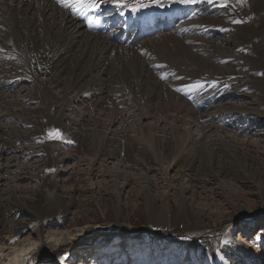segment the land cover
Wrapping results in <instances>:
<instances>
[{
	"label": "bare ground",
	"instance_id": "1",
	"mask_svg": "<svg viewBox=\"0 0 264 264\" xmlns=\"http://www.w3.org/2000/svg\"><path fill=\"white\" fill-rule=\"evenodd\" d=\"M121 11L127 13V9H116L110 3L96 10L81 7L74 0L66 3L0 0V49H3L0 51V190H5L0 194L9 193L18 198L19 193L27 192L29 185L26 186L23 179L28 176L33 182L40 179L50 199L62 198L55 186L50 188L61 179L57 177L61 171L54 172L46 180V173L38 174L32 170L38 161L25 163L20 155L9 157L8 153L6 156L7 147L4 149L5 143H10L5 141L9 135L17 140L20 135L28 138L19 134L22 132L20 127L37 126L31 118H23L35 114L36 108L30 104L40 99L46 104L45 107L42 105L41 113L47 119V126L64 125L67 145L48 140L39 144L42 138L33 139L36 142L33 147L40 148L42 153L50 152L55 164L70 168V162L76 159L73 148L89 144L94 153L92 185L103 184L113 190L119 199L118 206L124 188L135 184L132 190L144 194L150 211L159 204L172 209L174 199L183 210L179 220L189 222L193 214L201 217L204 204L191 190L192 176L181 183L179 199L174 198L170 193V173L181 169L191 174L201 171L203 165L198 152L219 144L222 139L220 129L223 127H219V121L213 118L221 121L222 117L234 113L261 116L262 100L257 106L250 107L239 104L230 96L252 90L260 93V97L264 94V75H261L264 73V0H199L196 4L150 7L126 15H121ZM132 24L137 25L138 34L129 32ZM178 70L187 76L191 75L188 74L191 70H197L200 76L208 75L211 80L198 88V94L190 93V88L173 93L169 87L179 85L174 78V74H179ZM239 82L245 85L240 90L234 86ZM19 85H24L25 90ZM16 86L20 88L18 93L23 94L21 102L2 99L4 89L12 91ZM55 88H59L60 96L54 94ZM99 111L139 115L130 123L137 127L133 130L135 134L144 135L135 137L146 146L139 148L135 157L144 156L143 147L148 148L159 164L160 177L144 176L130 170L131 156L124 148L132 145L131 140L114 129L117 123H124L125 118L115 117L106 122L104 117L95 115ZM165 113L170 115L166 116L173 125L171 133L164 130L157 115ZM52 114H56L54 120ZM145 117L152 120L145 121ZM198 128V139L188 142L192 141ZM210 128L215 131L206 136L205 131ZM224 136L234 139V136ZM163 144H167L169 154L164 152ZM61 154L63 157L58 159ZM97 164L99 169H93ZM214 168L219 190L233 188L238 191L237 177L229 168ZM160 181L167 183L164 192L158 187ZM4 185L8 187L4 188ZM60 209L51 204L44 209H31L32 216L27 218L31 227L28 236L12 244L0 240V264L3 261L8 264V260L18 253L31 257L40 247L56 248L94 230L95 223L86 217L63 225L58 218ZM113 242L108 248L95 247L96 250L90 253L74 250L71 260H60L57 264L156 263L150 252L141 250L134 243L116 246L118 239ZM101 249L106 253L104 263L98 260L103 254ZM144 255L150 260H145ZM213 261L210 256L207 264ZM21 264H28V260L21 258ZM160 264L169 263L163 261Z\"/></svg>",
	"mask_w": 264,
	"mask_h": 264
},
{
	"label": "rangeland",
	"instance_id": "2",
	"mask_svg": "<svg viewBox=\"0 0 264 264\" xmlns=\"http://www.w3.org/2000/svg\"><path fill=\"white\" fill-rule=\"evenodd\" d=\"M165 2L167 3V0ZM129 32L138 34L137 25L132 24ZM178 71L179 74H174V78L179 85H170L171 88L168 86L173 93L178 92V89L190 88V93L193 95L198 94V88L193 89L189 86L196 84V81L205 85L211 80L208 75L202 74L200 76V73L196 72L197 70H191V73H188L194 76H187L182 71ZM175 72L177 73V70ZM196 75L199 77H196ZM23 86L19 85L22 90H25V86L24 89ZM234 86L240 90L245 85L239 82ZM19 87L12 88V91L4 89L2 99L21 102L19 100H21L23 94L18 93L20 92ZM53 91L55 95L60 96L59 88H55ZM258 94L260 93L253 90L242 91L231 94L230 97L239 104L243 103V105L250 107L257 106L258 102L262 100V117L256 113L248 115L234 113L232 116L222 117L221 121L219 118H213L215 121H219V127H223L220 129L222 139L218 142L219 144L209 145L198 152L203 165L201 171H194L191 174L186 169H181L170 173V193L174 195V198L179 199L181 183L192 176L191 190L196 192V199L204 204V209H202L200 215L201 219L198 218L197 214H193V218L189 222L179 220L183 210L174 199L172 209H167L163 207L164 205L159 204L154 210L150 211L146 206L144 194L141 195L132 190V186L135 184L124 188L122 202L118 206L119 199L113 190L108 189L103 184L92 185L90 176L94 153L89 144L73 148L76 159L70 162L69 169L66 166L57 165L58 163L55 164L50 158L52 157L49 154L50 152L42 153L40 148L33 147L32 145L36 143L33 139L42 138L43 140L39 141V144H43L44 141L47 142L46 140H48L67 145L64 125L58 123L55 125L53 123L55 121H52V127H48L47 119L45 120L43 112L41 113L42 105L45 107L46 104L40 99H35V103L30 104L36 108L35 114L31 117L25 116L23 120L31 118L37 126L34 127L31 124L30 126L20 127L22 132L19 134L23 133L28 138L20 135V139L17 140V138L14 139L12 135H9L5 141L10 143H5L4 149L7 147L5 149L7 151L6 156L8 153L9 157L20 155L25 163L38 161L37 167L32 170L38 174L46 173L48 176L46 180L50 179L49 177L54 172L61 171V174L57 175L61 179L50 188L53 189L55 186L57 192L62 194V198L50 199L47 197L46 187L42 185L40 179L33 182L28 180L29 178L26 176L27 178H24L23 182L26 186L27 184L29 186H27V192L24 191V194H18L19 200L13 194H0V240L9 243L8 241L15 236L20 238L28 236L31 227L27 218L32 216V210L37 207L44 209L45 206L49 207L51 204L56 206L58 210L61 208L58 218L63 225L66 226L72 220H81L86 217L95 223V228L92 232H86L82 236L75 237L68 243L61 244L56 248L40 247L31 255L28 264H57L60 261L59 258L65 254H67L65 261H68L74 256V250L84 253L89 251L90 253L91 250H96L97 247L108 248V245L114 244L112 240L116 241L117 239L119 244H116V246L134 243L141 250H145L147 253L150 252L155 257L157 264L163 261L169 264H207L210 256L214 259L211 264H264V94L261 97ZM30 105L27 104L26 106ZM75 106H79V104L75 103ZM87 108L91 110L89 107ZM20 109L22 108H18V110ZM55 115L52 114L53 120ZM95 115L104 117L106 122H110L115 117L125 118V122H120L122 124L117 123L114 129L124 133L125 138L131 140L132 145L124 148V151L127 149L129 156H131L128 163L130 170L144 176L160 177L159 164L148 148L143 147L144 156L135 157L138 155L139 148L146 146L144 142L135 137L141 138L144 135L135 134L133 130L137 127L130 123L139 118L138 114L124 112L105 114L99 111ZM157 115L160 117L161 126L165 127L164 130L171 133L173 125L169 123L166 116L170 115L168 113ZM144 120L151 121L152 119L145 117ZM56 121L58 120L56 119ZM53 128L61 130L64 137L62 140L48 138V132ZM199 129H195V136L193 135L192 141L188 142H195V139H198L196 137L199 136ZM214 131V128H210L205 131V135L213 134ZM226 134L231 137L234 136V139L226 138L224 136ZM223 142H226V144H223ZM230 143L236 145H227ZM166 145L163 144L162 148L166 154H169ZM60 157L62 158L63 154L57 156L58 159ZM213 166L229 168L237 177L235 183L238 191L233 188H226L227 191L222 188L219 190L215 182L217 178L215 176L216 168L213 169ZM64 168H66V171H62ZM92 168L99 169V165L97 164ZM93 181L95 182L97 179ZM159 183L160 191H166L167 183L162 181ZM3 187L7 188L8 186L4 185ZM4 191L0 190V193ZM58 203L61 205H58ZM131 232L139 234L138 236L143 241L133 239L129 235H123ZM113 234L115 235L113 236ZM117 236L118 238H116ZM102 253L98 260L104 263L106 253L103 250ZM145 257L143 256L145 260H150L146 255ZM1 264H4V261Z\"/></svg>",
	"mask_w": 264,
	"mask_h": 264
},
{
	"label": "snow or ice",
	"instance_id": "3",
	"mask_svg": "<svg viewBox=\"0 0 264 264\" xmlns=\"http://www.w3.org/2000/svg\"><path fill=\"white\" fill-rule=\"evenodd\" d=\"M67 0H58V3H66ZM74 2L81 7H91L93 9L99 10L101 9L105 3H110L114 8L124 10L127 9V13L124 11H121V15H126L130 13H140L144 9H148L150 7H158V8H165V7H172L174 4H183V5H191L196 4L199 2V0H167V3L165 0H90L89 3H86V0H74ZM243 21H236V23H242ZM0 51H3V49H0ZM261 75H264V73H261ZM203 85L200 83H196L194 85H191L189 87L192 88H199ZM179 91V89H178ZM48 138L52 140H62L63 133L59 128H53L48 132ZM51 171V169H50ZM20 237L15 236L13 237L9 243H15L16 240H18ZM21 258L23 260H30V257L27 256L25 253L21 252L18 253L17 256H15L12 259L8 260V264H21ZM61 261H64L67 259V254L64 256H61L59 258Z\"/></svg>",
	"mask_w": 264,
	"mask_h": 264
},
{
	"label": "trees",
	"instance_id": "4",
	"mask_svg": "<svg viewBox=\"0 0 264 264\" xmlns=\"http://www.w3.org/2000/svg\"><path fill=\"white\" fill-rule=\"evenodd\" d=\"M130 231H133V230H130ZM129 231V232H130ZM115 234H113V236H114ZM123 235H129V236H131V237H133V239H136V240H141V241H143L142 240V238L140 237V236H138L139 234H135V232H131V233H126V234H123Z\"/></svg>",
	"mask_w": 264,
	"mask_h": 264
}]
</instances>
